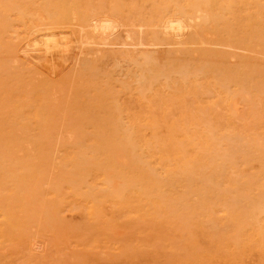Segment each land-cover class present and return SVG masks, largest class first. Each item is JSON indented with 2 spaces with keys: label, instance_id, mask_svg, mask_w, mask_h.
I'll return each instance as SVG.
<instances>
[{
  "label": "rangeland",
  "instance_id": "1",
  "mask_svg": "<svg viewBox=\"0 0 264 264\" xmlns=\"http://www.w3.org/2000/svg\"><path fill=\"white\" fill-rule=\"evenodd\" d=\"M263 228L264 0H0V264H264Z\"/></svg>",
  "mask_w": 264,
  "mask_h": 264
},
{
  "label": "bare ground",
  "instance_id": "2",
  "mask_svg": "<svg viewBox=\"0 0 264 264\" xmlns=\"http://www.w3.org/2000/svg\"><path fill=\"white\" fill-rule=\"evenodd\" d=\"M180 6H182V5H180ZM182 7H184V5L182 6ZM186 9H187V7H186ZM185 10V9H184ZM139 11V10H138ZM177 12V11H176ZM189 12V11H188ZM191 14V13H190ZM101 15V14H100ZM192 15V14H191ZM200 14H198V16H199ZM97 16V15H96ZM153 16V15H152ZM197 16V15H196ZM159 17V16H158ZM178 17V16H177ZM177 17H175V18H177ZM54 18V17H53ZM104 18V17H103ZM160 18V17H159ZM158 18V19H159ZM178 19H180V18H178ZM164 20V19H163ZM197 20V19H196ZM196 20H195V22H196ZM52 22V21H51ZM157 23V22H156ZM94 24L95 25H93L94 27H93V32L94 33H96V34H98L99 35V37H102L103 36V38L106 36H109V35H111V34H113L114 33V31H115V27L116 26H114L113 25V23L112 22H110V21H108V20H104V21H102L101 20V22L100 23H96L95 21H94ZM165 24H166V29H168L171 33H172V35L174 36H180L181 35V29H182V27H181V24H180V22L178 21V20H168V21H166L165 22ZM158 28V27H157ZM183 30V29H182ZM185 31V30H184ZM221 32V31H220ZM166 33V32H165ZM164 33V34H165ZM59 35H61V32H58V31H45V32H41V33H38V34H35V35H33V36H31V38H30V40H27V46L28 47H31L32 48V52L34 51V53H44L45 55H47V56H49V58H48V61H50V63H51V61H53L54 60V54H56V53H53V50L52 49H59V46L60 45H63V47L65 46V44L63 43L62 44V42H63V38L61 37V39H63V40H61L59 37ZM64 35V34H63ZM220 35H222V34H220ZM59 36V37H58ZM166 37V36H165ZM172 37V36H171ZM224 37V36H223ZM164 38V37H163ZM176 38H179V37H176ZM181 38V37H180ZM200 43V42H199ZM66 47H67V43H66ZM62 48V47H61ZM229 48V47H228ZM21 49V48H20ZM64 49V48H63ZM56 51V50H55ZM60 51H62V49H60L59 50V53H60ZM63 51H65V49L63 50ZM62 51V52H63ZM21 52H23V51H21ZM28 53V52H27ZM64 53V52H63ZM25 55H26V53H25ZM44 57V56H43ZM52 65V64H51ZM181 68V67H180ZM208 69H209V67H207ZM207 70V69H206ZM196 81V80H195ZM192 87V86H191ZM252 100V99H251ZM231 104H233V103H231ZM234 105V104H233ZM238 108V107H237ZM237 110V109H236ZM258 110H259V108H258ZM235 112V111H234ZM248 120V119H247ZM242 142H244V141H242ZM260 142V141H259ZM259 142H257L258 144H260ZM259 147H260V145H259ZM117 160V159H116ZM118 160H120V159H118ZM123 160V159H122ZM122 160L120 161V162H122ZM124 162H126V161H124ZM123 162V163H124ZM233 163V162H232ZM125 164V163H124ZM225 164V163H224ZM210 172V171H209ZM97 174V173H96ZM114 183H116V181L114 182ZM113 188V187H112ZM27 195V194H26ZM186 197V196H185ZM178 200V199H177ZM89 208V207H88ZM258 208L260 209V208H262L263 209V207H260V205L258 206ZM88 210V209H87ZM46 211V210H45ZM89 211V210H88ZM50 212V211H49ZM86 212V211H85ZM55 218V217H54ZM97 218V217H96ZM247 218H249V217H247ZM180 219V218H179ZM249 220V219H248ZM59 221V220H58ZM97 221V220H96ZM54 222H56V221H54ZM105 222V221H104ZM182 222V221H181ZM261 223H262V221H261ZM53 228V227H52ZM264 229V228H263ZM54 230V229H53ZM64 236V235H63ZM54 240V239H53ZM33 246V245H32Z\"/></svg>",
  "mask_w": 264,
  "mask_h": 264
}]
</instances>
